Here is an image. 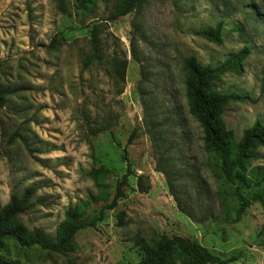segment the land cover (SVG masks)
Wrapping results in <instances>:
<instances>
[{
    "label": "rangeland",
    "instance_id": "374dc122",
    "mask_svg": "<svg viewBox=\"0 0 264 264\" xmlns=\"http://www.w3.org/2000/svg\"><path fill=\"white\" fill-rule=\"evenodd\" d=\"M79 1L65 0L61 7L55 0H0V84L9 92L0 108V204L33 187L32 209L20 220L54 236L67 209H84L85 219L97 214L127 167L129 183L103 222L75 235L71 253L8 243L5 255L20 264H137L142 253L135 238L150 242L175 234L221 258L239 257L234 264H264V210L250 204L233 223L235 185L218 176L201 128L188 114L183 65L189 56L217 64L246 46L244 71L214 86L250 97L225 109L235 140L253 122L264 124V0H149L115 21L108 16L117 0H99L87 15L76 9ZM218 22L220 45L195 35ZM95 24L97 49L90 41ZM123 60L120 80L115 67ZM144 98L163 115L174 112L173 123L175 111L183 110L185 128H169L175 142L170 168L178 173L182 164L176 195L196 219L206 214V220L179 212L165 176L156 171L143 125ZM252 166H264V150ZM257 189L252 179L243 192Z\"/></svg>",
    "mask_w": 264,
    "mask_h": 264
},
{
    "label": "trees",
    "instance_id": "16d2710c",
    "mask_svg": "<svg viewBox=\"0 0 264 264\" xmlns=\"http://www.w3.org/2000/svg\"><path fill=\"white\" fill-rule=\"evenodd\" d=\"M65 0H55L63 6ZM99 0H80L76 9L83 15L90 14ZM149 0H117L110 10L108 20L115 21L131 11H138ZM254 0H249V2ZM223 23L218 22L214 27L199 29L195 35H199L216 45H220L223 39ZM91 45L97 49L98 25H93L91 30ZM249 54V49L244 46L235 53L229 54L223 61L215 64H203L194 56L183 60L185 96L188 104V114L198 122L202 131V141L205 149L212 153L214 165L218 176L235 185V197L239 204L233 223L240 221L241 216L250 204L258 203L264 210V166H252V161L257 159L258 152L264 150V124L255 121L245 128L241 137L235 140L233 132L229 130L223 120L226 107L236 101L250 100L246 94L239 92H220L214 86V81L227 74H241L244 71L243 61ZM97 57L95 53L92 55ZM136 57V55L134 54ZM91 60L88 56L84 64ZM126 61H121L115 67L116 77L124 80ZM264 88V78H262ZM9 92L0 84V108L6 104ZM144 106L143 125L155 154L157 156L156 171L163 173L168 183L170 194L173 196L179 212L194 221L206 220L207 215L201 214L198 219L187 210L185 203L176 195V180L183 175L182 164L180 171L171 170L172 157L170 154L175 149V142L170 139L169 128L184 129L185 116L183 110H176V122L173 123L172 114L163 115L150 99L142 100ZM106 129V128H104ZM137 127L133 128L128 142L136 135ZM126 152V148H124ZM1 156V150H0ZM130 175L129 167L121 175L120 182L112 199L102 205L97 214L90 219L83 218L84 209L69 208L64 213V219L52 236L41 229H28L20 220V217L32 209V198L35 192L33 187L27 188L20 195H12L9 201L2 206L0 204V264H20L5 255L7 244L12 243L20 249L38 247L41 250L68 254L74 250L75 235L85 227H94L104 221L107 211H111L117 205V201L124 196V186ZM252 179L256 181L257 191L249 196L243 192L244 185H249ZM145 191V190H144ZM212 215V214H211ZM119 219L121 217H118ZM264 230V226H263ZM134 243L142 253L141 260L137 264H234L239 257L230 256L224 259L214 255L210 249L200 242L185 237L171 235H159L158 239L146 242L135 238Z\"/></svg>",
    "mask_w": 264,
    "mask_h": 264
}]
</instances>
